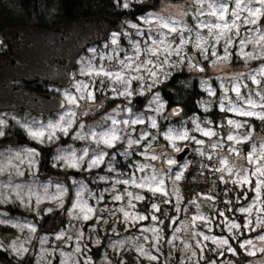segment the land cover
Instances as JSON below:
<instances>
[{"label":"rangeland","instance_id":"374dc122","mask_svg":"<svg viewBox=\"0 0 264 264\" xmlns=\"http://www.w3.org/2000/svg\"><path fill=\"white\" fill-rule=\"evenodd\" d=\"M147 3H117L137 9L80 55L65 108L5 116L73 172L39 176L38 148H0V249L27 264H264V0ZM176 72L203 114L168 107Z\"/></svg>","mask_w":264,"mask_h":264},{"label":"water","instance_id":"95a60500","mask_svg":"<svg viewBox=\"0 0 264 264\" xmlns=\"http://www.w3.org/2000/svg\"><path fill=\"white\" fill-rule=\"evenodd\" d=\"M161 1L143 4L140 11L157 8ZM129 14L125 12L118 17L99 14L61 22L51 28L18 26L2 31L0 38L7 41V52L0 57V108L22 107L34 113L62 109L65 101L61 97L37 94L13 86L11 81L43 80L69 85L70 71L75 67L79 54L87 46L107 40L111 32L122 31ZM190 150L188 146L184 152L177 153V160L181 161ZM51 172L66 176L64 170Z\"/></svg>","mask_w":264,"mask_h":264},{"label":"trees","instance_id":"16d2710c","mask_svg":"<svg viewBox=\"0 0 264 264\" xmlns=\"http://www.w3.org/2000/svg\"><path fill=\"white\" fill-rule=\"evenodd\" d=\"M120 0H0V33L7 28L18 26H36L40 28H51L54 25L73 20L79 17L105 14L109 16H121L125 10L119 9L117 3ZM138 7V6H137ZM137 8H135L136 10ZM133 10V12L135 11ZM139 10V9H138ZM130 13V18L133 16ZM183 74L176 72L161 87V93L168 103L189 117L194 114H203L199 105L202 91L198 82L194 80L191 84L188 77L182 78ZM218 112L217 107L209 113L214 117ZM47 153V152H46ZM46 159L45 157L43 158ZM199 188L202 187L198 184ZM15 207V206H14ZM14 207H6L8 211L15 213ZM55 223L44 217L38 222V232L43 231L45 225L52 226ZM5 229V227H0ZM99 250V249H98ZM99 253H94L97 257ZM30 259H17L6 250L0 249V264H27Z\"/></svg>","mask_w":264,"mask_h":264},{"label":"flooded vegetation","instance_id":"af4514ba","mask_svg":"<svg viewBox=\"0 0 264 264\" xmlns=\"http://www.w3.org/2000/svg\"><path fill=\"white\" fill-rule=\"evenodd\" d=\"M7 52V41H4L2 38H0V57L5 55ZM80 58V56H79ZM79 58L77 59V64L75 67L70 71V84L67 86H62L58 85L54 82H46L43 80H35V81H24L21 79H16L12 80L11 84L16 87H20L23 89H26L31 92H35L37 94H52L56 95L58 97H61L65 101V106H66V100H65V91L70 90L73 86V82L75 83L77 81V73L75 74L77 67H78V61ZM26 112L28 114H32L34 116H51L54 114L56 111L52 112H39V113H34L31 110L27 108H22V107H3L0 108V122H3V125H8V127H11V129L6 130L2 132L0 135V148H5L10 146L11 144L14 143H20V144H28V145H33L34 147L38 148L39 151L42 152V157H45L46 159H42L39 162V170L40 172L38 173L39 176H44V175H50V176H55L57 178H63V180L68 181L70 175L73 173L71 170L68 169H62L59 166L55 167L49 163L48 154L43 151V147L41 144L36 143L29 139L26 134L22 133L20 129L15 125L14 119L12 117L5 119V116L7 114H10L11 116H14L16 114ZM58 112V110H57ZM5 123V124H4ZM1 125V124H0ZM8 129V128H7ZM22 133V134H21ZM49 148H47L48 150ZM49 152V150L47 151ZM52 170H64L66 171V176L64 175H57L55 173H52ZM70 199V198H69ZM67 199V200H69Z\"/></svg>","mask_w":264,"mask_h":264},{"label":"snow or ice","instance_id":"6c2138e0","mask_svg":"<svg viewBox=\"0 0 264 264\" xmlns=\"http://www.w3.org/2000/svg\"><path fill=\"white\" fill-rule=\"evenodd\" d=\"M217 27H219V25H217ZM225 27H227V25H225ZM174 30L175 29H173V31ZM107 75L111 76L112 74L111 73H107ZM117 78H119V77H117ZM237 91H238V89H237ZM89 98H92L91 93L89 94ZM248 114H250V113H248ZM33 135L35 136V135H37V133H33ZM40 135H42V133H40ZM205 135H209V133H205ZM230 139H231V137H230ZM153 158H155V157H153ZM93 163H96V162L94 161ZM177 179H179V177H177ZM156 190H159V189H156ZM141 219H143V217H141ZM224 243H227V241H224Z\"/></svg>","mask_w":264,"mask_h":264}]
</instances>
